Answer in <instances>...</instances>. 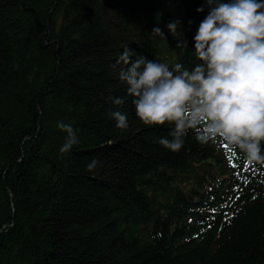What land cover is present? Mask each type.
<instances>
[{
    "label": "trees",
    "instance_id": "trees-1",
    "mask_svg": "<svg viewBox=\"0 0 264 264\" xmlns=\"http://www.w3.org/2000/svg\"><path fill=\"white\" fill-rule=\"evenodd\" d=\"M208 14L206 0H0V264H264V171L246 164L261 177L237 198L221 147L195 130L161 146L171 126L144 125L119 78L125 47L191 70ZM60 122L79 139L63 156ZM218 205L228 224L207 220Z\"/></svg>",
    "mask_w": 264,
    "mask_h": 264
},
{
    "label": "clouds",
    "instance_id": "clouds-1",
    "mask_svg": "<svg viewBox=\"0 0 264 264\" xmlns=\"http://www.w3.org/2000/svg\"><path fill=\"white\" fill-rule=\"evenodd\" d=\"M209 14L194 36L196 63L191 70L137 55L125 47L117 63L119 74L133 97L136 115L146 126H171L168 137L158 143L178 152L189 130H195L199 143H226L239 149L247 164L264 166V0H206ZM197 11L203 12L200 8ZM179 21L167 25L175 36ZM152 38H166L155 27ZM181 44H178V47ZM137 56L136 59H133ZM122 105L120 98H110ZM116 127L126 129L127 117L110 111ZM66 133L61 156L79 143L69 124L58 123ZM98 164L93 159L87 170Z\"/></svg>",
    "mask_w": 264,
    "mask_h": 264
},
{
    "label": "snow or ice",
    "instance_id": "snow-or-ice-1",
    "mask_svg": "<svg viewBox=\"0 0 264 264\" xmlns=\"http://www.w3.org/2000/svg\"><path fill=\"white\" fill-rule=\"evenodd\" d=\"M233 166H235V165H233Z\"/></svg>",
    "mask_w": 264,
    "mask_h": 264
}]
</instances>
